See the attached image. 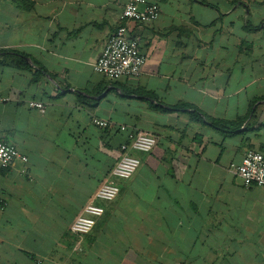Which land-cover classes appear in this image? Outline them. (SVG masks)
Instances as JSON below:
<instances>
[{
	"label": "crops",
	"instance_id": "0c3cea01",
	"mask_svg": "<svg viewBox=\"0 0 264 264\" xmlns=\"http://www.w3.org/2000/svg\"><path fill=\"white\" fill-rule=\"evenodd\" d=\"M129 1L0 0V139L28 158L0 167V264H264V187L229 169L264 152V0H147L158 19L128 23L141 74L111 80L93 64ZM136 88L156 99L123 93ZM180 103L244 121L225 134ZM93 118L157 144L79 239L71 223L125 140Z\"/></svg>",
	"mask_w": 264,
	"mask_h": 264
},
{
	"label": "built area",
	"instance_id": "2783aa9c",
	"mask_svg": "<svg viewBox=\"0 0 264 264\" xmlns=\"http://www.w3.org/2000/svg\"><path fill=\"white\" fill-rule=\"evenodd\" d=\"M159 14V6L155 2L130 0L123 8L121 23L105 41L100 56L93 64V70L111 80L138 78L146 57L140 50V38L129 34L128 23H151L158 19ZM26 105L41 113L45 112L46 106L41 101L29 100ZM92 122L102 130L124 134L125 140L120 146L118 160L100 183L92 200L71 223L70 230L79 239L93 230L96 219L104 213V208L96 204V200L113 201L121 190L118 181L130 179L139 168L140 160L133 155V152L150 153L157 144V137L152 133L129 128L126 125H115L98 118H93ZM16 161L26 164L28 158L15 145L0 139V167L9 169ZM229 169L242 180L246 188L264 187V152L248 149L241 162L231 163ZM22 172L25 174L26 169Z\"/></svg>",
	"mask_w": 264,
	"mask_h": 264
},
{
	"label": "trees",
	"instance_id": "16d2710c",
	"mask_svg": "<svg viewBox=\"0 0 264 264\" xmlns=\"http://www.w3.org/2000/svg\"><path fill=\"white\" fill-rule=\"evenodd\" d=\"M247 25H248L247 27L250 28V24L247 23ZM3 52L5 54V58L11 59V61L14 60V65L21 66V67L28 69V70L30 69V66L25 61L24 56H21L17 53H11V51H3ZM123 93H125L127 95L135 94V95L140 96V97H149L151 99H156L155 95H153L150 92L145 91L142 88H136L133 90H128V89L124 90L123 89ZM152 106H154L156 108L158 107V106H155L153 104H152ZM174 108L177 111L187 112L193 121L203 123V124H208L211 127L216 128L225 134L235 133L242 126L243 121H244V119H237V120L215 119V118L207 116L197 107H195L191 104H187V103H180V104L176 105Z\"/></svg>",
	"mask_w": 264,
	"mask_h": 264
},
{
	"label": "water",
	"instance_id": "95a60500",
	"mask_svg": "<svg viewBox=\"0 0 264 264\" xmlns=\"http://www.w3.org/2000/svg\"><path fill=\"white\" fill-rule=\"evenodd\" d=\"M152 101L157 104V102L155 100H152Z\"/></svg>",
	"mask_w": 264,
	"mask_h": 264
}]
</instances>
